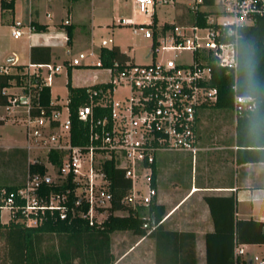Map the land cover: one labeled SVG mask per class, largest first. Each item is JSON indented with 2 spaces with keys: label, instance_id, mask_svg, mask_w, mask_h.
Listing matches in <instances>:
<instances>
[{
  "label": "built area",
  "instance_id": "1",
  "mask_svg": "<svg viewBox=\"0 0 264 264\" xmlns=\"http://www.w3.org/2000/svg\"><path fill=\"white\" fill-rule=\"evenodd\" d=\"M133 2L139 13L149 16L148 23L136 24L130 18L116 23L139 26L138 30L150 41V63L114 61L105 67L101 52L113 46L100 45L77 53L66 65H28L24 85L17 87L18 92L12 93L10 88L1 91L7 96V104L1 107L0 125L8 119L22 124V149L32 154L21 186L15 192L0 188V214L6 211L8 220L35 226L50 216L98 227L110 215L123 216L130 209L148 207L157 195L153 185L156 154L187 152L195 157L197 114L217 100V90L211 85L213 68H223L235 79L239 29L264 17V0ZM168 2L187 9L191 21L154 22L155 6ZM68 24L64 21V25ZM23 28L20 21H14L12 37L23 36ZM27 30L30 33L34 28L28 25ZM107 43L113 44V40ZM163 51L173 52L174 57L160 59ZM68 67H94L106 71L109 77L85 87L87 101L76 111L83 129L77 144L71 141L68 98L64 103L50 99V110L40 108L33 113L36 91L50 88L54 76ZM8 72L6 67H0V74ZM118 90L127 92L115 98ZM254 107L252 97L234 95V118ZM50 154L57 155V163L50 160ZM108 165L120 170L123 179L131 184L119 200L120 209H114ZM32 167L42 169L33 171ZM245 253L244 245L235 243L234 260H242ZM244 261L264 264L256 256Z\"/></svg>",
  "mask_w": 264,
  "mask_h": 264
},
{
  "label": "crops",
  "instance_id": "2",
  "mask_svg": "<svg viewBox=\"0 0 264 264\" xmlns=\"http://www.w3.org/2000/svg\"><path fill=\"white\" fill-rule=\"evenodd\" d=\"M113 1L118 0H15L9 11L0 6V25L7 23L11 29L14 21H20L25 27L24 35L17 38L21 39L20 48L4 54L0 67L16 72V66H23L24 72L28 65H66L85 48L86 51L98 48L100 45L94 44V23L111 15ZM180 17L177 15L176 18ZM66 20L68 25H64ZM28 25L34 28L30 33ZM68 28H71V38L67 42L64 36H67ZM74 70L62 68L56 76L62 72L69 76ZM9 90L12 93L19 91L16 86ZM50 99L65 102L59 96H51V92ZM203 109L207 108L200 110ZM210 118V114L203 111L197 114L198 151L194 158L187 152L156 155L154 186L157 195L154 200L164 207L160 229L153 233L147 230L144 235L130 231L111 233V264H206V238L216 227L228 235L235 221L264 217V209L261 219L251 214L257 201L264 202V163L238 164L235 131L229 141L226 139L227 127L214 133ZM242 203L248 204L243 213L240 210ZM8 219V215L4 219L0 214L1 223ZM221 237L224 239V234ZM2 238L0 236V249ZM242 245L245 252L248 246L264 247ZM109 255L106 252L99 255L95 264H105ZM88 258L93 259L92 256ZM246 259H249L247 252L242 260ZM72 264L79 263L74 260Z\"/></svg>",
  "mask_w": 264,
  "mask_h": 264
},
{
  "label": "trees",
  "instance_id": "3",
  "mask_svg": "<svg viewBox=\"0 0 264 264\" xmlns=\"http://www.w3.org/2000/svg\"><path fill=\"white\" fill-rule=\"evenodd\" d=\"M14 2L15 0L1 1L0 6L9 11L12 10ZM153 21H157L155 14ZM66 37L68 42L71 28L67 29ZM237 57L235 79L231 72L219 67L213 68L211 85L217 90V100L204 108L232 111L235 94L252 97L255 102L254 109L244 111L235 118V158L238 164L264 163V17L239 29ZM101 58L105 67L111 66L114 61L123 63L127 60L116 47L103 49ZM16 67V72L0 74V107L7 104V96L1 93L4 88L24 85L26 74L22 71L23 66ZM233 85L236 86L235 90ZM66 87L72 121L71 141L77 144L80 142L81 133L83 135V129L77 120L76 111L87 101L86 88L73 87L70 80L66 82ZM36 92L37 96L32 99L33 113L40 108L50 110V88L41 87ZM49 158L57 163V155L50 154ZM31 169L35 171L42 168ZM107 173L114 190V209H120L119 200L131 184L112 165H108ZM22 183L2 184L0 188L15 192ZM163 214L164 207L156 204L154 200L148 207L136 211L128 210L126 215H110L98 227L88 226L81 220L68 222L50 216L35 226H26L13 220L6 223L0 221V236L3 237L0 264H72L74 260L79 264H95L99 255L104 252L109 255L111 233L130 231L135 235H144L147 230L153 233L160 229L159 221ZM144 224H147L146 228L143 227ZM225 233V230L216 227L210 237L208 235L206 238V264H249L244 260H234V245H264V219L235 221L229 234ZM223 234L224 239L221 237ZM89 256L93 259L90 260ZM112 260L110 256L105 264H111Z\"/></svg>",
  "mask_w": 264,
  "mask_h": 264
},
{
  "label": "rangeland",
  "instance_id": "4",
  "mask_svg": "<svg viewBox=\"0 0 264 264\" xmlns=\"http://www.w3.org/2000/svg\"><path fill=\"white\" fill-rule=\"evenodd\" d=\"M111 5V15L106 19H98L96 23H94V44L96 46L104 45L107 47H116L121 54L127 57V62L139 65L150 63V41L144 38L142 31L138 30L139 26H119L116 23L117 20L121 18H130L136 24H146L149 21V16L139 13L133 0L113 1ZM177 7L179 6L174 7L169 2L164 5H156L155 16L157 21L159 23H173L175 21L181 23L182 21H191V14L187 9L180 8V6L179 8L181 10H179ZM177 15L182 17L178 19L176 18ZM106 24H109V26ZM22 30H24V28ZM10 32L11 29L7 23L0 25V59L10 50L20 48L19 44L21 39H14ZM108 39H112L113 44H108ZM85 49L84 51H86ZM173 57V52L163 51L159 54L160 59H171ZM108 79L109 77L106 71L94 67L87 69L76 68L69 76H67L65 72H62L60 75L54 76L51 82V96H59L64 102L67 97V87L65 83L68 80H70L71 86L88 87L94 83L105 82ZM126 92L127 91L124 90H118L115 93V98H120ZM199 111L210 114V127L214 133H217L220 128L223 129L226 126V139L229 141L232 140L234 134V116L232 111L212 107ZM24 145L25 139L23 136L22 124H13L11 120L8 119L5 123L0 125V185L23 182L27 160L32 158V154H27V152L22 149ZM160 153L164 152H159L157 154ZM246 207H248V204H240L242 213ZM263 209L264 202L257 201L254 204V209L251 214L254 218L261 219L263 217ZM1 213L4 219L7 218L8 214L6 211H2ZM45 244H47V242H45ZM245 249L249 259H253L254 256L259 259H264V247L248 246Z\"/></svg>",
  "mask_w": 264,
  "mask_h": 264
}]
</instances>
